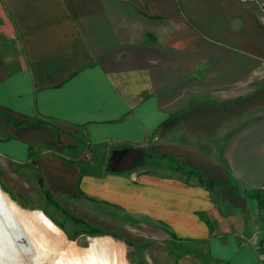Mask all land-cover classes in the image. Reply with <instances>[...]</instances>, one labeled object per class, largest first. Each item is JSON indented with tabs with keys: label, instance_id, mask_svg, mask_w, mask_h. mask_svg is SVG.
Instances as JSON below:
<instances>
[{
	"label": "crops",
	"instance_id": "0c3cea01",
	"mask_svg": "<svg viewBox=\"0 0 264 264\" xmlns=\"http://www.w3.org/2000/svg\"><path fill=\"white\" fill-rule=\"evenodd\" d=\"M79 138L98 162L70 154ZM123 148L143 152L114 171ZM263 183L264 0H0V185L17 200L47 190L145 264H264Z\"/></svg>",
	"mask_w": 264,
	"mask_h": 264
},
{
	"label": "rangeland",
	"instance_id": "374dc122",
	"mask_svg": "<svg viewBox=\"0 0 264 264\" xmlns=\"http://www.w3.org/2000/svg\"><path fill=\"white\" fill-rule=\"evenodd\" d=\"M93 150L84 144L79 152L81 155L91 156ZM99 153L101 155V149ZM4 193L9 196L14 207L5 202L2 197ZM24 197L25 201L23 197L17 200L4 185H0V264H52L50 261L55 252L82 249L90 243L103 246L105 249L109 246L112 251L121 254L124 262L145 264L143 260L138 259L143 246L126 240L123 236H116L113 239L105 234L91 233L90 224L84 220V223L75 221L68 214L69 211L49 202L38 186L35 185ZM7 215L12 217L8 219ZM127 221V224L134 226L135 229L141 227L139 222L131 219ZM14 222L20 223L21 228H12ZM147 224L145 223L142 231L156 229L153 225ZM159 228L163 235L171 238L166 228L162 226ZM168 243L171 246V240H168ZM177 246V242H174V248ZM75 261L76 264H81L79 260Z\"/></svg>",
	"mask_w": 264,
	"mask_h": 264
},
{
	"label": "trees",
	"instance_id": "16d2710c",
	"mask_svg": "<svg viewBox=\"0 0 264 264\" xmlns=\"http://www.w3.org/2000/svg\"><path fill=\"white\" fill-rule=\"evenodd\" d=\"M84 144H86L85 141H83L82 139L79 138L74 145L69 146V152H70V154L72 156H74V157L80 156L81 153L79 152V150L82 148V146ZM91 148L94 149L93 150V153L91 155V158H92V161L94 163H96V162H98L101 159V155L99 153L100 148H97V147H91ZM172 161H173V163L175 165V169L178 172H180L183 176H185L187 179L196 178L201 185H205L208 188H213L215 185H217V183H215L214 181L206 178L202 173L186 167L184 164L180 163L179 161H177L175 159H172ZM45 194H46V197H47V199H48L49 202H51V203L55 204L57 207L61 208L59 206V204L50 196V194H49V192L47 190L45 191ZM249 194L252 195L253 197H255L257 199L259 206L264 207V199H263V197L261 195H259L256 191L250 192ZM2 197H3V199L5 200V202L7 204H10V205L13 206V203L11 202L9 196L6 193H4L2 195ZM68 214L71 215L70 213H68ZM72 218L75 221H77V222L84 223L83 220H80V219L75 218L73 216H72ZM91 227H92L91 228V233L93 232V233L107 234L105 231H103L101 229L95 228L93 226H91Z\"/></svg>",
	"mask_w": 264,
	"mask_h": 264
},
{
	"label": "water",
	"instance_id": "95a60500",
	"mask_svg": "<svg viewBox=\"0 0 264 264\" xmlns=\"http://www.w3.org/2000/svg\"><path fill=\"white\" fill-rule=\"evenodd\" d=\"M143 151L134 148L115 149L108 161V166L114 171L131 168L134 165V159Z\"/></svg>",
	"mask_w": 264,
	"mask_h": 264
},
{
	"label": "bare ground",
	"instance_id": "6f19581e",
	"mask_svg": "<svg viewBox=\"0 0 264 264\" xmlns=\"http://www.w3.org/2000/svg\"><path fill=\"white\" fill-rule=\"evenodd\" d=\"M12 212H10L11 214ZM11 215H7L6 218H11ZM12 228L18 229L21 228L20 223L14 222L12 223ZM50 260V259H49ZM52 264H76V261L69 249H64L57 251L53 254L51 261Z\"/></svg>",
	"mask_w": 264,
	"mask_h": 264
},
{
	"label": "built area",
	"instance_id": "2783aa9c",
	"mask_svg": "<svg viewBox=\"0 0 264 264\" xmlns=\"http://www.w3.org/2000/svg\"><path fill=\"white\" fill-rule=\"evenodd\" d=\"M257 191L259 192V194L263 197L264 199V183L261 184L258 188H257ZM260 246H261V249L264 250V235L260 241Z\"/></svg>",
	"mask_w": 264,
	"mask_h": 264
}]
</instances>
